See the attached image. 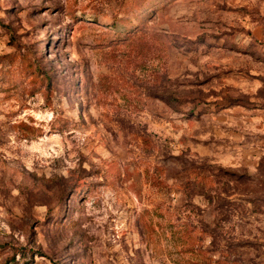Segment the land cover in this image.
<instances>
[{"label":"rangeland","instance_id":"rangeland-1","mask_svg":"<svg viewBox=\"0 0 264 264\" xmlns=\"http://www.w3.org/2000/svg\"><path fill=\"white\" fill-rule=\"evenodd\" d=\"M0 264H264V0H0Z\"/></svg>","mask_w":264,"mask_h":264}]
</instances>
